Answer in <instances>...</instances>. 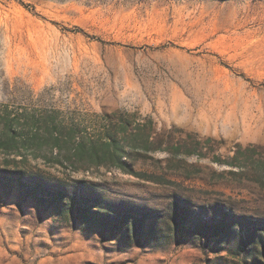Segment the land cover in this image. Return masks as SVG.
Instances as JSON below:
<instances>
[{"label":"rangeland","instance_id":"374dc122","mask_svg":"<svg viewBox=\"0 0 264 264\" xmlns=\"http://www.w3.org/2000/svg\"><path fill=\"white\" fill-rule=\"evenodd\" d=\"M107 132L156 180L67 160ZM262 170L264 0H0V264H264ZM60 189L164 240L86 231Z\"/></svg>","mask_w":264,"mask_h":264},{"label":"trees","instance_id":"16d2710c","mask_svg":"<svg viewBox=\"0 0 264 264\" xmlns=\"http://www.w3.org/2000/svg\"><path fill=\"white\" fill-rule=\"evenodd\" d=\"M47 138H50L56 147H60L61 141L58 134L50 133ZM106 138L108 139L106 142L107 146L102 151H98L95 147L86 150L82 145H78L72 155L66 157L67 160L70 161L74 158V161L83 164V169L86 170H89V167H91L90 164L95 166L105 165L141 179L145 177L150 178L147 177L146 174L134 170L133 165L128 162L126 151L121 147L114 135L107 132ZM150 143V136L146 135V137L142 139L143 149L149 150ZM51 149L52 154L53 148ZM58 154L61 155V152ZM242 156H244V151L240 148L233 157L225 161L218 159L217 162L240 169L239 171H230L231 175H240L248 159H243ZM52 159L62 164L58 155L52 154ZM260 176L264 178V170H262ZM186 178L189 179V177ZM151 179H154V177H151L148 181H151ZM255 182L260 183L261 180L258 179ZM52 196L53 197H49L48 194L44 196L38 195L41 200H49L50 203L53 204V211L59 217L64 218L69 214H72V216L75 214L78 224L82 226L84 230L112 238L120 247H132L136 242H145L147 245H152L158 244L164 240V235L162 233L160 234L154 226L148 225L146 216H141L139 218L131 213H122L120 216H115L111 212L100 211L99 207L101 208V206H98L96 203L93 205H88V201L74 203V198L61 189L55 191ZM177 215V219L175 218L174 221L175 231L182 233V231L185 230L184 232H186L187 225H185L181 219L178 220L179 213H177ZM188 230L190 232L195 231L194 229H189V227Z\"/></svg>","mask_w":264,"mask_h":264},{"label":"bare ground","instance_id":"6f19581e","mask_svg":"<svg viewBox=\"0 0 264 264\" xmlns=\"http://www.w3.org/2000/svg\"><path fill=\"white\" fill-rule=\"evenodd\" d=\"M259 131V130H258ZM260 132V131H259ZM256 133H257V131H256ZM252 135V134H251Z\"/></svg>","mask_w":264,"mask_h":264}]
</instances>
